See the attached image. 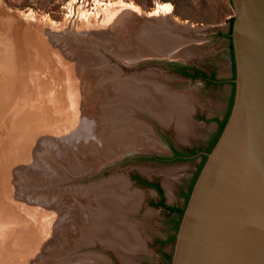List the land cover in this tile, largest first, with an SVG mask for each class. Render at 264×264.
<instances>
[{
  "label": "rangeland",
  "instance_id": "374dc122",
  "mask_svg": "<svg viewBox=\"0 0 264 264\" xmlns=\"http://www.w3.org/2000/svg\"><path fill=\"white\" fill-rule=\"evenodd\" d=\"M122 4L135 6L143 14L158 13L157 17L168 6L180 23L193 26L195 33H177L188 40L180 57L165 63L128 66L113 56L110 50L114 46L128 43L129 50L142 46L130 32L132 14L120 8ZM0 9L4 17L18 19L20 38L24 35L33 50L27 51L33 63V82L28 80L21 89L22 85H16L13 75L0 65V196L5 203L3 220L12 221L10 230H0V263L60 264L94 253L105 256L106 264H123L117 252L104 247L106 241L93 233L83 241L77 237L76 221L70 220L66 204L67 196L79 194V198H85L100 188L93 186L103 179L122 176L130 183L129 190L141 199L138 212L128 217L138 224L145 247L141 252H128V256L132 254L137 264H170L181 220L159 207L160 196L138 186L133 178L158 180L165 201L184 207L179 192L182 187L186 190L198 161L157 166L135 162L132 153L164 154L167 149L159 142L167 139L201 150L216 134L214 121L225 117L235 91V62L227 38L234 13L232 0H0ZM167 64L196 66L223 82L215 85L184 79ZM132 73H142L134 80L150 73L164 75L161 83L157 81L165 91L189 97L194 125L185 140H179L173 123L163 127L144 110L121 119L108 112L102 114L103 109L117 107L112 101L115 97L102 96V89L132 80L125 77ZM15 93H26L27 100H13ZM88 96L90 103L95 100L91 114L83 105ZM26 108L39 109V113L25 130ZM130 117L143 118L139 121L146 127L147 136L140 137L150 136L148 139L158 142L155 150L134 147L112 136L116 123ZM35 123L43 130L35 132ZM103 169V173L95 174ZM100 255L96 256L104 260Z\"/></svg>",
  "mask_w": 264,
  "mask_h": 264
},
{
  "label": "water",
  "instance_id": "95a60500",
  "mask_svg": "<svg viewBox=\"0 0 264 264\" xmlns=\"http://www.w3.org/2000/svg\"><path fill=\"white\" fill-rule=\"evenodd\" d=\"M232 4L233 105L193 186L170 264H264V0Z\"/></svg>",
  "mask_w": 264,
  "mask_h": 264
},
{
  "label": "bare ground",
  "instance_id": "6f19581e",
  "mask_svg": "<svg viewBox=\"0 0 264 264\" xmlns=\"http://www.w3.org/2000/svg\"><path fill=\"white\" fill-rule=\"evenodd\" d=\"M119 7L132 14L133 25L129 27L130 32L134 34L137 39L136 41H139L142 46L133 47L132 50H129L128 46L130 45H128V43L121 47L117 46L115 48L114 46L110 50L113 56L119 58L122 63L128 66L137 64L141 59L156 56L167 59H176L180 57L182 49H178L182 44L188 42V40L177 33L181 31L186 32V30L190 28L194 29L193 26L187 23H180V21L173 16L168 6L162 11L161 17L156 16L158 13L153 15L143 14L138 8L131 5L122 4ZM0 11V65L3 67L4 71L11 76L13 75L16 85H22L18 88L21 89L26 86L28 80L33 82L31 68L33 63L27 55V51L33 50L30 46H27L26 42L28 40L24 38V35L23 38L26 40L24 43L22 42L23 38H20L21 35L18 32V28H20L18 27V19L10 15L4 17L3 10L0 9ZM155 21L156 23L153 24ZM152 24L155 26H152ZM22 33L24 32L22 31ZM184 56L186 57L187 55ZM117 68L120 69L119 67ZM120 72L122 73V71ZM142 73H132L131 75L125 76L132 77V80L131 78L124 79L117 85H107L108 88L102 89V96L105 97L107 94H112L111 98L115 97V100L112 101H114V104H116L115 106H117L113 108V110L103 109L102 114L108 112L117 119H121L122 116L128 114L132 116L137 110H144L143 112L146 111L147 114L157 120L163 127H168L173 123L179 140H185L192 132L194 125L191 117L193 112L192 101L186 95L172 94L170 91H165V86L159 84L157 81H160L161 78L165 79L164 75L150 73L147 77H137V79L134 80V77ZM166 79L168 78L166 77ZM161 81H163V79ZM81 83L83 84L84 81H81ZM81 89L85 90L84 84L83 86L81 85ZM17 99L24 102L27 100L26 93H15L13 100ZM101 100L103 99H100V101ZM89 101L91 102V97L88 96L87 102L83 104L87 114H91V111L94 110L93 106L95 100L92 101V103ZM104 102L106 103L105 100L103 103ZM105 103L103 104L104 106ZM53 111L54 110H51L52 113ZM23 113L27 117L24 126L26 130L27 123L31 120H35V116L39 113V109L26 108ZM39 119L42 118L39 117L38 120ZM140 119L142 120L143 118ZM139 120L133 119L132 117L129 119L124 118L123 123H116L114 128L117 129L113 130L112 136H115L118 140L120 139L127 144L134 145V147L144 146L151 149L154 148L153 150H155L156 141L154 142V140L148 139L151 138L150 136L142 138L147 136V130ZM142 122L144 123V121ZM88 123L89 122H86L87 128L89 125ZM34 130L37 132L43 129L39 128L37 123H35ZM141 134L144 136L140 137ZM18 158L21 157L19 156ZM126 180L127 179L122 176H111L107 179H103V183L93 186L100 188L90 191L85 198H79V194H77L78 191L76 192L77 196H67L66 204L72 216L70 220H73V222L76 221L74 223L78 231H76L77 237L82 238L81 240L83 241L87 239V234L93 233L99 237L100 240L106 241L105 244H102L104 247H110L117 252L123 264H137L135 261L136 258L132 257V254L131 257L128 256V252L132 253L136 250L141 252L145 247L141 240L138 224L130 220L128 214L136 211L138 212L137 208L141 203V199L135 192L129 190L130 183L126 182ZM165 185L166 188L169 189V184L167 183ZM4 205L5 203L0 196V230L2 231L10 230L12 222L9 219L3 220L5 217L2 214ZM21 223L22 222H19V224ZM71 234H74V232L71 231ZM1 243L3 244V241ZM69 243L70 242H68V244ZM56 254H58V252H56ZM96 255L100 254L88 253V255L73 258L71 261L69 260L60 264L108 263V259L105 256L100 255L104 258L103 260ZM1 259L3 260V258ZM105 259L107 261H105Z\"/></svg>",
  "mask_w": 264,
  "mask_h": 264
},
{
  "label": "flooded vegetation",
  "instance_id": "af4514ba",
  "mask_svg": "<svg viewBox=\"0 0 264 264\" xmlns=\"http://www.w3.org/2000/svg\"><path fill=\"white\" fill-rule=\"evenodd\" d=\"M172 72L175 73V75L184 78V79H190V80H201L205 81L208 84H217L220 85L223 81H218L215 75L209 76L205 71H202L201 69L197 68L196 66L191 65H166ZM167 68V69H168ZM231 81V80H230ZM233 102L231 103L230 109L225 114V117L223 119H216L214 123L216 124V134L213 136L212 139L209 140L207 147L204 149L199 150L195 146L186 145V143L167 139L165 141H160L161 145L166 148V153L164 154H158L155 156H135V162L136 161H143L146 163H152L157 166H169L174 163H181V162H191V161H198L197 166L195 168V171L192 173V179L190 183L187 185L186 190L180 185V192L179 196L182 197L181 199L184 201L185 206L179 207V206H171L165 201V194H164V188L163 185L159 183L158 180H152V179H144L143 177H134L133 181L135 184L141 187L152 189L155 193H157L160 196V203L158 204L159 207L167 210L171 214H174L175 216H178L181 220L182 216L180 217L178 214V211L185 210V207L188 203L190 194L192 192L193 186L198 178V175L203 168L206 159L207 154L212 150L214 145L216 144L222 130L224 124L227 122L228 117L230 115L231 109H232ZM147 116H150L147 114ZM151 117V116H150ZM152 118V117H151ZM157 121V120H156ZM205 121V120H203ZM158 122V121H157ZM159 123V122H158ZM160 124V123H159ZM157 145V144H156ZM163 202V204H162ZM167 207L175 208L177 211H171L167 209ZM179 226V224H178Z\"/></svg>",
  "mask_w": 264,
  "mask_h": 264
},
{
  "label": "trees",
  "instance_id": "16d2710c",
  "mask_svg": "<svg viewBox=\"0 0 264 264\" xmlns=\"http://www.w3.org/2000/svg\"><path fill=\"white\" fill-rule=\"evenodd\" d=\"M232 24H233V20L231 21V27H230V31H229V34H228L227 38H229L231 40V48H232V52H233V45H232V38H231ZM233 59H234V53H233ZM225 124H224V126H225ZM224 126H223V128H224ZM162 204H163V202H162ZM167 209H169L171 211H177V209L171 208V207H167ZM178 214L181 217L183 215V211H180V212L178 211Z\"/></svg>",
  "mask_w": 264,
  "mask_h": 264
}]
</instances>
